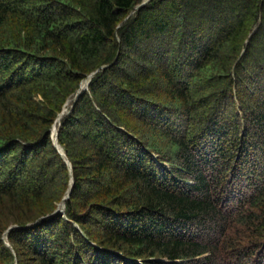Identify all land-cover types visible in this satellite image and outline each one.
I'll list each match as a JSON object with an SVG mask.
<instances>
[{"label": "trees", "instance_id": "1", "mask_svg": "<svg viewBox=\"0 0 264 264\" xmlns=\"http://www.w3.org/2000/svg\"><path fill=\"white\" fill-rule=\"evenodd\" d=\"M144 1L0 0V264H264V0Z\"/></svg>", "mask_w": 264, "mask_h": 264}, {"label": "water", "instance_id": "2", "mask_svg": "<svg viewBox=\"0 0 264 264\" xmlns=\"http://www.w3.org/2000/svg\"><path fill=\"white\" fill-rule=\"evenodd\" d=\"M149 2H150V0H145L144 3H143L140 7H138V8H141V7L145 6V5L148 4ZM97 73H98V71L95 72V73H93V74H91V75L89 76L88 80H86L85 82H83V83L81 84V87H80V89L78 90V92H77V94H76L75 101H77V100L79 99V97L81 96V94H82L84 91L88 90V86H89V84H90L91 79H92ZM70 103H71V101H69L67 105H69ZM65 111H66V110H64V112L60 115L59 119L57 120V122H56V124H55V126H54V128H53V130H52V134H53V140H54V143H55L56 147L58 148L60 154H61L65 159H67V156H66L65 151H64L63 148L58 144V133H59V131H58V128H57V123H60V122H61L62 117H63V116L65 115V113H66ZM55 131H56V133L54 134ZM56 134H57V135H56ZM68 165L70 166V168H71V170H72V165H71V163H70L69 161H68ZM73 184H74V181L72 180V188H73ZM70 194H71V191H70L69 195H70ZM69 195L65 198V200L69 199ZM59 212H60V209H59L56 213H59ZM11 229H12V228H11ZM11 229H10V230H11Z\"/></svg>", "mask_w": 264, "mask_h": 264}, {"label": "rangeland", "instance_id": "3", "mask_svg": "<svg viewBox=\"0 0 264 264\" xmlns=\"http://www.w3.org/2000/svg\"><path fill=\"white\" fill-rule=\"evenodd\" d=\"M65 112L66 113L68 112V108L66 109ZM59 209H60L61 212H64V204H61Z\"/></svg>", "mask_w": 264, "mask_h": 264}, {"label": "bare ground", "instance_id": "4", "mask_svg": "<svg viewBox=\"0 0 264 264\" xmlns=\"http://www.w3.org/2000/svg\"><path fill=\"white\" fill-rule=\"evenodd\" d=\"M56 133V131L54 132V134ZM57 135V134H56ZM79 199V198H78Z\"/></svg>", "mask_w": 264, "mask_h": 264}]
</instances>
